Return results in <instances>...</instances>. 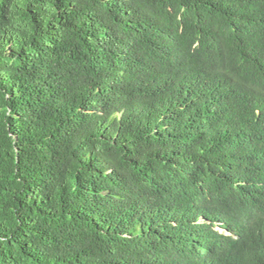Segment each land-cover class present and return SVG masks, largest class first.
<instances>
[{"label": "trees", "instance_id": "trees-1", "mask_svg": "<svg viewBox=\"0 0 264 264\" xmlns=\"http://www.w3.org/2000/svg\"><path fill=\"white\" fill-rule=\"evenodd\" d=\"M0 264H264V0H0Z\"/></svg>", "mask_w": 264, "mask_h": 264}, {"label": "clouds", "instance_id": "clouds-1", "mask_svg": "<svg viewBox=\"0 0 264 264\" xmlns=\"http://www.w3.org/2000/svg\"><path fill=\"white\" fill-rule=\"evenodd\" d=\"M215 231H221L219 227H216L215 228Z\"/></svg>", "mask_w": 264, "mask_h": 264}]
</instances>
